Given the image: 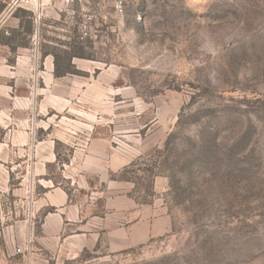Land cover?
<instances>
[{
    "label": "rangeland",
    "instance_id": "obj_1",
    "mask_svg": "<svg viewBox=\"0 0 264 264\" xmlns=\"http://www.w3.org/2000/svg\"><path fill=\"white\" fill-rule=\"evenodd\" d=\"M38 14L11 42L30 77L0 80V264H264V0H128L122 16L92 9L84 38L56 0ZM65 52L81 74L47 83ZM53 189L75 222L47 234L57 208L34 202ZM163 219L166 232L109 246L122 220Z\"/></svg>",
    "mask_w": 264,
    "mask_h": 264
},
{
    "label": "crops",
    "instance_id": "obj_2",
    "mask_svg": "<svg viewBox=\"0 0 264 264\" xmlns=\"http://www.w3.org/2000/svg\"><path fill=\"white\" fill-rule=\"evenodd\" d=\"M12 17L13 16H9L4 21L0 22V29L5 27L6 25L11 24V19H13ZM16 21H17V25L13 29L18 28V26H19V21L17 19H16ZM18 49H20V48H17V50ZM8 50L9 49H7V46L0 44V80L2 79L3 81L7 82L6 84H8V82L10 83L13 80L11 85L13 84V86H14L15 84H17V82L20 79L25 80V79H27L28 76L30 77V74L32 71V66H31V64H29V62L24 61V60L28 59V57L26 56V54L24 52V51H26L25 48L23 50H19L17 52L19 54V60L14 62L11 65L10 64L8 65L7 61H6V58L8 57V53H9ZM20 59H23V60L20 61ZM40 77L44 81H46L47 83H52L53 81L57 82L60 79H62V78H56L54 76L52 65L50 68L48 67L47 71H45L43 73V75H41ZM4 93H8V92L3 91V94ZM57 94H58V92H57ZM13 135L14 136L16 135V137L14 139L15 142L11 141L10 145L14 146V148L19 147L20 145L23 146V148H24V146L27 145L26 140L28 138H27L26 130L13 133ZM4 145L0 146L1 147L0 151H3L2 149H3ZM8 147H10V146H8ZM0 159L2 160L1 156H0ZM46 163L48 164L49 162H45V163L39 165L37 167V170H39L40 172L46 171V167H47ZM41 168H43V170H41ZM2 176H3L4 185H7L8 184V177L6 176V174H3ZM18 191H19V189L14 190L13 195L14 196L20 195L21 191H19V192ZM67 198H68V196L62 190L53 189L51 191H48L42 197L35 199L34 205L36 207H38L39 209L43 208V207L57 208L55 210V211H57L56 213L50 212L47 215H45V217L43 219L42 228H43V231H45V233H47V234H48V232H57L58 233L63 228V226L65 225L64 221L68 222L66 225L70 224L69 223V222H71L70 220H72L71 223L75 222L73 220V216H72V218H69L68 212L65 209H62V206H64ZM126 209H127V202H125V206H122V203H121L118 210L124 211ZM70 211L72 212V209L69 210V212ZM123 217L124 216L121 214L120 220L124 219ZM76 221H77V224L82 223V222H80V220H76ZM105 223H107V222L105 221ZM126 225H128V222H126V220L125 221L122 220L121 227H120V225H119V227L115 226V230H116L115 232L111 233L110 230L107 231L108 238H109V246L128 247V246L137 245V244L142 243L146 238H150L152 236L158 235V234H160V232H166L167 230H169V227H170L169 221H167L165 219H163L159 222H155L154 224H152L151 227H149L147 229H145V227H143L141 225L138 226V224H136L137 226L131 225V227H129V228H127L128 226H126ZM91 228H95V226H93ZM78 229H81V228H78ZM80 231H83V230H80ZM92 232H90L89 234L86 235V237H85L86 241L82 243L83 246L86 247L87 249L90 246L95 245L96 242L98 241V230L95 229L94 233H92Z\"/></svg>",
    "mask_w": 264,
    "mask_h": 264
},
{
    "label": "built area",
    "instance_id": "obj_3",
    "mask_svg": "<svg viewBox=\"0 0 264 264\" xmlns=\"http://www.w3.org/2000/svg\"><path fill=\"white\" fill-rule=\"evenodd\" d=\"M55 0H10L6 7L0 13V22L12 16L15 11L22 9L25 11L32 12L34 14V22L38 26L40 16L39 6L40 3H51ZM62 5L68 16L74 17L75 15H81L82 22L79 26L81 37L84 38L88 33V22L91 21L92 17L89 16V12L92 9H105L110 8L117 16L124 14L126 4L128 0H56ZM7 34V32H6Z\"/></svg>",
    "mask_w": 264,
    "mask_h": 264
},
{
    "label": "trees",
    "instance_id": "obj_4",
    "mask_svg": "<svg viewBox=\"0 0 264 264\" xmlns=\"http://www.w3.org/2000/svg\"><path fill=\"white\" fill-rule=\"evenodd\" d=\"M4 4H0V13L4 9ZM13 17L16 18L19 21V26L16 29H10L9 35L4 34V31L0 30V44L7 46L11 53H15L16 49L18 47H27L25 46H18L13 45L11 42L14 39L18 33L23 30L26 37L31 38V35L33 33V22H34V14L29 11H25L22 9H18L15 14H13ZM25 19V21L23 20ZM33 21V22H32ZM28 44V43H26ZM53 57V74L56 78H62L67 75H80L81 73L75 68L74 64L71 62L72 58H82L81 55L76 54L75 52H65L66 56V64L64 67L60 66V59L57 54H51ZM69 160H66L65 163H68ZM50 212V211H49Z\"/></svg>",
    "mask_w": 264,
    "mask_h": 264
}]
</instances>
